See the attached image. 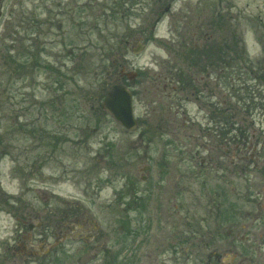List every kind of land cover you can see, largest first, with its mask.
<instances>
[{
	"label": "rangeland",
	"instance_id": "374dc122",
	"mask_svg": "<svg viewBox=\"0 0 264 264\" xmlns=\"http://www.w3.org/2000/svg\"><path fill=\"white\" fill-rule=\"evenodd\" d=\"M0 7V161L9 155L0 166L15 177L25 168L26 231L73 205L100 235L72 244V264L96 253L82 264H101L120 237L117 206H141L122 209L123 222L159 220L154 209L166 194V252L181 232L194 242L183 248L210 252L197 239L212 229L215 188L229 176L227 149L242 157L243 148L251 155L249 145L264 144L263 2L3 0ZM115 85L133 94L134 130L102 107ZM211 148L221 165L202 167ZM250 167V187L263 189L264 170ZM242 178L236 168L237 187ZM250 231V246L264 252L262 228ZM12 236V223H0V255ZM134 244L125 242L123 252Z\"/></svg>",
	"mask_w": 264,
	"mask_h": 264
},
{
	"label": "flooded vegetation",
	"instance_id": "af4514ba",
	"mask_svg": "<svg viewBox=\"0 0 264 264\" xmlns=\"http://www.w3.org/2000/svg\"><path fill=\"white\" fill-rule=\"evenodd\" d=\"M2 1L0 0V4ZM260 1L264 4V0ZM258 17L264 24L262 14H259ZM199 102L201 104L202 99ZM200 108L203 109L202 104ZM243 143L247 144V141ZM204 147L206 148L207 144ZM249 147L253 150L251 155H248L250 152L243 148V152L247 153V156L242 155V157L237 156L236 152L230 150L231 148L227 149L230 154V157L227 158L228 167L226 168L229 176H227L225 185L215 188L216 203H214L213 226L207 237L200 233L203 238L202 240L197 239L199 243L205 244V249L211 247L210 252L200 253L194 250L190 251L188 247L183 248L182 246L186 243H189V245L194 244L185 232L172 236L173 251L166 252L169 242H166V221L162 220V218L166 219V205H164L166 194H163L161 205H156V209H154V216L161 217L159 220L146 221L142 220V216H139L136 220L123 222L122 209L127 212L141 211V206H126L128 209H124L123 205L117 206L119 211H115L116 216L120 214L118 215L119 221H116V224L120 230V237L116 239L117 246L113 253L102 254L101 264H264V252L250 246L252 237L255 235L250 229L254 226H258V229L262 228L259 241L261 245H264V186L263 189H258L254 188L256 184H253L252 188L250 187V180L247 178V172L251 168L250 165H253L252 169L254 171L263 172L264 168L262 167H264V164L262 166L260 164L264 160V144L260 147L257 144L253 147L249 145ZM211 149V154L203 158V162L197 160L202 167L206 160L209 163H215L217 167L221 165L218 161L217 150L213 151V148ZM8 156L4 154L0 164ZM237 160L239 162H236ZM236 168L239 175L243 177V183L238 187L235 185L234 179ZM7 170L5 166L4 170L0 166V215H2V218L0 216V223H4V225L12 223L13 236L3 244L4 249L0 255L1 262L25 264L29 259L42 258L46 264H59L64 260L72 264L74 252L71 246L76 240L88 243L89 241L95 242L99 238L97 224H93L92 227L89 226L92 221L84 210L81 212L82 216H76L75 210L72 208L73 205H68L65 215H60V212L58 214L54 211L55 220L51 224H44L39 221L36 228L31 224L28 225L30 232H27V224H25V222L27 223V214L23 198L27 190L25 168H20V177H15ZM262 175L264 176V172ZM142 179L147 180V177L142 176ZM176 180L179 181L181 178ZM223 182L225 183L224 180ZM175 208H179V206H175ZM252 211L254 215L252 222H250ZM126 224L128 230H123ZM193 226L190 223V225H187V229H193L191 228ZM35 229L39 233L38 236L31 233ZM192 234L196 233L192 231ZM49 235H52V237ZM50 238H54V242L47 244ZM133 240H135L133 250L128 251L129 248H126L128 252H123L124 243L127 241L133 243ZM35 241L39 243L40 251H37L34 245ZM64 244H67V250H65ZM146 244L151 245V248L147 246L146 250L142 251L144 250L143 246ZM96 246L100 245L97 244ZM87 248H90L89 244ZM98 249L100 250V247ZM102 250H105L104 247ZM97 256H99V253L94 254L93 258L87 257L86 260L80 258L79 262L80 264L90 263Z\"/></svg>",
	"mask_w": 264,
	"mask_h": 264
},
{
	"label": "water",
	"instance_id": "95a60500",
	"mask_svg": "<svg viewBox=\"0 0 264 264\" xmlns=\"http://www.w3.org/2000/svg\"><path fill=\"white\" fill-rule=\"evenodd\" d=\"M102 107L110 112L126 129L134 130L136 128L137 120L133 111V95L126 86H113L106 93Z\"/></svg>",
	"mask_w": 264,
	"mask_h": 264
},
{
	"label": "bare ground",
	"instance_id": "6f19581e",
	"mask_svg": "<svg viewBox=\"0 0 264 264\" xmlns=\"http://www.w3.org/2000/svg\"><path fill=\"white\" fill-rule=\"evenodd\" d=\"M113 116V115H112ZM114 117V116H113ZM115 118V117H114ZM117 121V120H116ZM123 126V125H122ZM124 127V126H123ZM125 128V127H124ZM126 129V128H125Z\"/></svg>",
	"mask_w": 264,
	"mask_h": 264
}]
</instances>
